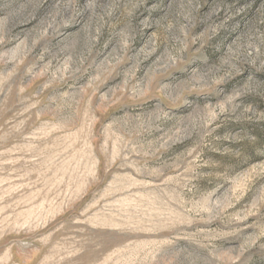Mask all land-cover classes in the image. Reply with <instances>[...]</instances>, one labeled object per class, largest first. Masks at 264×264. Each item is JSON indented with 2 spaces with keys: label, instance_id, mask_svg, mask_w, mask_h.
<instances>
[{
  "label": "rangeland",
  "instance_id": "374dc122",
  "mask_svg": "<svg viewBox=\"0 0 264 264\" xmlns=\"http://www.w3.org/2000/svg\"><path fill=\"white\" fill-rule=\"evenodd\" d=\"M0 264H264V0H0Z\"/></svg>",
  "mask_w": 264,
  "mask_h": 264
}]
</instances>
